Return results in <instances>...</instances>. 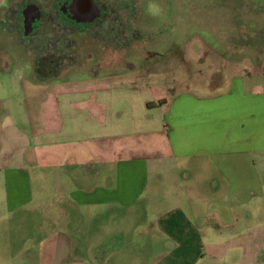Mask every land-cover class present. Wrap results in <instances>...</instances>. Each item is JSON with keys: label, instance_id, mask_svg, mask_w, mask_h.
<instances>
[{"label": "crops", "instance_id": "0c3cea01", "mask_svg": "<svg viewBox=\"0 0 264 264\" xmlns=\"http://www.w3.org/2000/svg\"><path fill=\"white\" fill-rule=\"evenodd\" d=\"M181 3L187 4L178 0L173 5L180 8ZM137 4L140 17L141 1ZM31 5H26L23 15L27 19L31 14L38 20V10ZM68 5L70 22L84 23L99 15L94 0H69ZM164 5L159 1L158 11L164 12L170 4L162 9ZM248 6L244 0H230L202 2L200 8L209 13L208 7H221L225 16L243 13L244 17L257 18ZM165 15L183 17L171 11ZM235 24L241 35L247 32L245 26L254 31L264 28L263 24L250 28L241 19ZM205 27L212 34L219 33L217 25ZM223 38L225 49L200 44L193 50L191 55H209V61L197 68L194 78L178 77L173 85L164 78L149 86L154 71L169 66L156 61L150 52V58L148 54L139 64L121 57L116 62L104 59L90 68L82 67L89 76L97 72L96 67L122 70L115 74L144 83L135 85L107 86L98 74L70 80L60 87L54 82L56 77H36L34 63L27 84L22 65L13 64L16 70L10 82L16 88L13 99L18 101V111H5L2 108L9 100L0 99V177L8 183L10 177H27L26 167H36L42 159L53 157L57 163L65 160L68 177H73L77 185L70 192V203L80 208L74 213L81 222L85 216L89 218L93 207H132L143 199L162 207L153 227L164 242L173 246L162 254L163 264H204L205 259L210 264H264V177L248 175L255 163H250L253 156L258 155L259 162L264 163V47L257 48L263 50L258 54V65L245 57L237 62L234 54L249 47L247 41L236 44L235 35ZM23 45L21 41L15 44L19 50ZM26 53L24 49L23 55ZM3 66L1 61L0 70L10 71ZM142 69L152 74H140ZM27 88L31 92L28 100L34 98L38 109L43 110L45 103L51 105L45 113L39 109L40 127L30 132L23 125V114L19 122L12 120L26 111ZM131 136L147 140L129 142ZM62 144L71 147L38 151ZM16 150L23 151L21 166L8 164ZM29 152L32 157L28 160ZM192 169L194 181L190 177ZM165 172L175 177H166ZM162 182L169 183L172 190L165 191ZM83 243L73 237L74 256ZM83 247L82 252H88L89 245ZM81 259L84 257L80 254L77 260L84 261Z\"/></svg>", "mask_w": 264, "mask_h": 264}, {"label": "rangeland", "instance_id": "374dc122", "mask_svg": "<svg viewBox=\"0 0 264 264\" xmlns=\"http://www.w3.org/2000/svg\"><path fill=\"white\" fill-rule=\"evenodd\" d=\"M140 1L141 15L138 17V0H94L99 15L96 19L86 22L90 23L88 27H83L77 25L75 21L70 22L69 0H0V62L4 63L2 68L7 65L10 70L7 73L3 69L0 70V99L9 100L2 109L18 111L16 107L18 101L13 99V94L17 93L16 88L13 89L10 82L11 76L15 74L12 73L16 70L13 65L15 63L22 65L27 84L32 76V63L34 66L36 63L45 65L49 59V65L58 70L54 82L60 87L70 83V80H82L96 77L98 74L102 84L123 86L128 83L130 85L144 83H136L130 78L118 76L115 73L123 71L115 68L101 67L98 70L96 67L97 72L89 76L84 70L82 72V67L85 65L90 68L95 65L94 63H101L104 59L116 62L121 57L139 64L150 52L156 61L169 66L168 69L163 67L164 70L154 71L155 76L148 82L149 86L158 84L164 78H168L169 84L173 85L178 77L195 75L198 72L197 68H201L209 61L206 59L209 55L203 56L198 53L191 55L200 44L207 47L219 46L222 50L226 48V40L223 37L235 35L236 39L233 41L236 44L247 41L249 45L234 54L235 58H238L237 62L245 57L258 65L260 61L258 54H262L263 50L259 52L257 48L259 45L264 47V28L254 31L246 29L245 25L250 28L254 25L255 27L264 25V0H244L249 3L251 13L257 17L254 19L250 16L244 17L243 13L240 16L238 13L225 16L221 12V7L206 9L215 11L213 13L202 12L200 8L202 2L221 3L230 0H183L187 4L181 3L180 8L173 5L178 0ZM159 1L165 4L162 9L170 4L165 7L164 12L158 11ZM29 4L35 6V9L32 7L34 10H38V20L30 17L31 14L27 19L24 17L23 10ZM219 8V12H216ZM169 11L177 15L183 14L182 19L165 15ZM61 15L68 17L69 20L64 21ZM236 19L246 23L243 24L246 34L239 33L238 25L235 24ZM211 24L218 26L219 33L213 31L212 34L209 28L206 30L205 26ZM199 35L207 37L202 39L198 37ZM243 36L245 40L242 39ZM19 41L24 44L20 50L19 46H15ZM254 47L256 50L252 52ZM24 49L27 50L25 56ZM68 67L72 69L70 72L65 70ZM66 72L71 75L68 76ZM149 72L142 69L140 74L151 75ZM34 73L36 75L35 67ZM45 88L41 87L43 90ZM30 94L27 88L24 94L27 99L26 111L24 113L21 111L20 116L12 119L17 123L23 114L25 119L23 125L28 132L40 127L38 118L40 108L34 106V98L28 100ZM44 105L45 108L40 110L45 113L46 108L49 109L51 105L49 103ZM127 140L143 142L147 139L131 136ZM67 147L71 146L55 145L38 148V151L40 153L42 150L65 151ZM22 152L14 151L9 157L8 164L21 166ZM30 155L32 157L29 152L28 160ZM252 159L250 163L252 164L254 160L255 163L250 166L248 175L264 177V163L259 162L258 155ZM68 160L66 159V162ZM64 166L67 167L65 160L57 163L53 157L52 160L47 157L36 167L27 166V177H10L8 183L4 181V177H0V264H163L162 254L173 246L164 242L158 230L153 227L154 218L162 207L152 206L143 199L134 203L132 207L110 206L103 210L93 207L89 218L85 216V221L81 222V219H77V213H74L80 208L70 203V192L75 190L77 185L73 177H68V171ZM164 174L166 177H175L169 172ZM190 177L194 181L193 169ZM160 184H164L165 191L172 190L169 183ZM73 237L79 243L85 242L80 244L76 251L77 256L83 255L84 259L81 260L84 261L77 260V256L73 255ZM86 244L89 245V250L85 253L82 249ZM206 248L209 246L205 247V250ZM86 256L90 258L87 259ZM204 264H210V260L205 259Z\"/></svg>", "mask_w": 264, "mask_h": 264}, {"label": "trees", "instance_id": "16d2710c", "mask_svg": "<svg viewBox=\"0 0 264 264\" xmlns=\"http://www.w3.org/2000/svg\"><path fill=\"white\" fill-rule=\"evenodd\" d=\"M20 13V11H19ZM61 18L63 19V16H61ZM65 20V19H63ZM77 25L79 26H89L90 23H78L77 22ZM49 59L45 62V65H42V64H39V63H36V66H35V72H36V77H38L39 79H47V78H51V77H55L58 73V70L57 69H54L53 66L49 65Z\"/></svg>", "mask_w": 264, "mask_h": 264}]
</instances>
